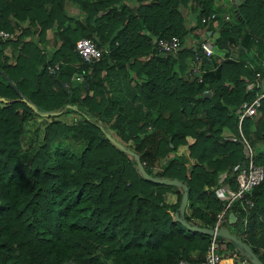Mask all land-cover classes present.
Masks as SVG:
<instances>
[{"label":"trees","instance_id":"1","mask_svg":"<svg viewBox=\"0 0 264 264\" xmlns=\"http://www.w3.org/2000/svg\"><path fill=\"white\" fill-rule=\"evenodd\" d=\"M222 2L0 0L7 32L0 38V264H200L209 234L182 221L212 226L224 202L218 191L235 186L241 136L263 176L245 195L246 210L242 198L229 206L235 239H218L236 257L231 264L251 263L240 242L264 264V0H241L226 19ZM210 14L213 49L252 46L255 60L250 66L226 54L202 62L197 80L188 70L197 46L186 37L206 36L209 21L201 18ZM170 34L181 47L155 52L152 38ZM80 37L101 49L98 59L86 62L73 50ZM260 92L238 128L237 114ZM22 95L37 109L59 110L45 116L34 141L23 127L41 115ZM61 113L70 119L56 118ZM111 130L148 174L186 185L178 219L181 186L142 177L132 155L105 136L114 137Z\"/></svg>","mask_w":264,"mask_h":264},{"label":"built area","instance_id":"2","mask_svg":"<svg viewBox=\"0 0 264 264\" xmlns=\"http://www.w3.org/2000/svg\"><path fill=\"white\" fill-rule=\"evenodd\" d=\"M215 17L214 14H210L206 17L201 18V21H210ZM224 18H227V14H224ZM7 35V32L0 28V38ZM181 39L175 35L170 34L167 37H159L154 40V50L155 52H175L181 47ZM212 41L203 37L198 42V50H200V55L208 58L212 54ZM73 50L84 60L90 61L95 60L100 57L101 49L96 47L92 40L88 37H80L76 39L74 43ZM200 56L194 53L193 57L189 60L188 70L190 74L194 75L197 80L200 79V74L203 71L202 66L200 64ZM260 63L264 65V52L262 58L260 59ZM48 70L52 72L56 68V64L51 66H47ZM255 76L259 75L258 71H255ZM259 81H255L253 83L254 86H257ZM263 95V92L255 95L237 114V127L239 128V122L243 116L253 114L255 108L259 105L260 97ZM243 141V160L239 164L238 169L234 174V188H230L229 186H224L223 191L225 193L222 194L221 190L218 191L221 197H223L222 207L215 214V218L212 226L209 228L211 233L209 234V241L206 246V249L203 252L201 263L200 264H219L222 260H228L229 263L235 260V256L233 253L226 248L224 239H218L221 237L217 232L220 227L223 226V223L228 219V209L230 204L234 200L243 199L241 203V209L246 210L250 205L251 201L245 195H249V190L255 184H257L263 176V168L261 165L255 163L254 160V151L251 145L244 139ZM244 222V220H243ZM239 263H245L244 256L238 260ZM176 264H193L192 262L186 260H178Z\"/></svg>","mask_w":264,"mask_h":264},{"label":"water","instance_id":"3","mask_svg":"<svg viewBox=\"0 0 264 264\" xmlns=\"http://www.w3.org/2000/svg\"><path fill=\"white\" fill-rule=\"evenodd\" d=\"M240 0H230V5L233 11L234 15H237V8H236V4L239 2ZM98 13H100V11H98ZM152 41H154V38H152ZM200 50L196 51V54L198 56L201 57V60L203 61H207V59L200 55ZM62 90H66L65 85H63L62 83H60ZM209 91H204L202 93L203 96H207L209 95ZM21 99L28 105L30 106L35 113H37L38 115L41 116H48V115H56L58 114L59 110H40L37 109L36 106L30 102L28 99H26L23 95L21 96ZM105 136L107 137V139L114 144L117 148H119L120 150L125 151L126 153L132 155L134 161H135V165L136 168L138 170V172L140 173V175L144 178H147L149 180L155 181V182H160V183H167V184H174V185H178L181 186V195H180V200L177 206V210L174 212V217L176 219H178V214H181L183 212L185 203H186V185L184 183H181L179 180L174 179V178H165V177H157V176H152L150 174H148L143 166L141 161L139 160L137 154L135 152H133L131 149L125 147L121 142H119L117 139H115L113 136H111L108 132H105ZM228 221H233L234 220V215L232 214V212H228ZM183 225L186 226L189 229L192 230H197V231H201L207 234L211 233V230L209 228L206 227H199L197 225H193V224H188L185 221H182ZM220 236L228 238L230 240H234V236L233 234H231L228 229L224 226L220 227L218 232H217ZM240 245L242 247V249L249 255V260L252 264H261L260 260L257 259V257L255 256V254L249 249L248 245L244 242H240Z\"/></svg>","mask_w":264,"mask_h":264},{"label":"crops","instance_id":"4","mask_svg":"<svg viewBox=\"0 0 264 264\" xmlns=\"http://www.w3.org/2000/svg\"><path fill=\"white\" fill-rule=\"evenodd\" d=\"M221 1H223L222 3H221V6H222V8H221V10L223 11V14L224 13H226L227 15L229 14V12H228V7L229 8H231V5H230V0H221ZM227 1L229 2V6L228 7H226V8H224L225 7V3H227ZM241 1V0H240ZM232 9V8H231ZM229 16V15H228ZM185 17H186V19H187V25H192V24H194V15L192 14V13H186L185 14ZM210 22V23H209ZM209 22H207L205 25H203L204 27L206 26V25H210V27L209 28H207V35L206 36H203V35H200L196 40L192 37V36H187L186 37V43L188 42L189 44H194V45H196L197 46V50H198V42H199V40L201 39V38H203V37H207V38H209L211 41H212V45H213V39H214V37L217 35V28H216V20H215V18L213 19V20H211V21H209ZM48 34H49V32H47ZM252 46H250V48L249 49H246V50H244V51H242V52H240V50L238 49V48H236V46H228L227 47V49H225V50H219V49H213L212 48V54H211V56H209L210 57V62H209V60H208V58H206L207 59V61H203V60H201V57L199 58L200 59V64L202 65V62H206L207 63V65H210V64H212L214 61H216L218 58H221L223 55H226V54H228V55H230V56H235V55H237V57L238 58H242L243 60H244V63L246 64V65H252L253 64V62H254V60H255V58H253L251 55L254 53V50L251 48ZM197 50H195V53H196V51ZM227 51V52H226ZM259 56L260 55H258V59H259ZM261 58H262V56H261ZM187 60V59H186ZM204 67H205V65H202V70H204ZM203 72V71H202ZM201 72V73H202ZM192 75V74H191ZM201 75V74H200ZM194 76V75H193ZM257 77V76H256ZM197 79V78H196ZM257 81H259V80H257ZM250 85V84H249ZM254 86V85H253ZM258 86H259V84H258ZM257 95V94H256ZM247 116V115H246ZM169 194H170V196H169ZM168 196L170 197V198H168ZM173 198H172V197ZM166 197L168 198V201H170V202H172V201H174V198H175V195L173 194V193H166ZM233 214V213H232ZM234 215V214H233ZM234 220H235V215H234ZM233 220V221H234ZM233 221H229V225H228V227H226L227 229H228V231H229V228L231 229V230H233V226L231 225V223L233 222ZM235 247V249H236V247L237 246H234ZM239 254H241L240 252H239ZM219 264H231V263H229V261L228 260H222Z\"/></svg>","mask_w":264,"mask_h":264},{"label":"rangeland","instance_id":"5","mask_svg":"<svg viewBox=\"0 0 264 264\" xmlns=\"http://www.w3.org/2000/svg\"><path fill=\"white\" fill-rule=\"evenodd\" d=\"M228 6H229V2L227 1V3H225V7L224 8H226ZM56 118H58L59 120H63V121H67L68 119H70L68 114H63V113H61L60 115H57ZM45 121H47V118L45 116L44 117L43 116L38 117V116H35V115L31 116V118L28 119V121L24 124V127H23V131L25 132V137L27 139H31V140L34 141L35 138H36V133L38 131H40L41 125ZM111 131H112L114 137L119 142H121V139L119 138V136H117L113 130H111ZM121 143L126 147V143L125 142H121ZM169 196H170V194H169ZM169 196H168V198H170ZM168 198L166 197L165 200L167 202H170V201H168ZM250 264H252V263H250Z\"/></svg>","mask_w":264,"mask_h":264}]
</instances>
